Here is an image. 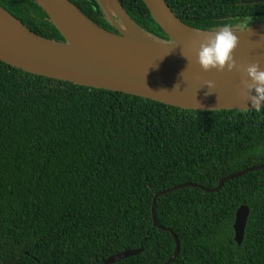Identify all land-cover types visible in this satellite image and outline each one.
Listing matches in <instances>:
<instances>
[{
	"label": "trees",
	"instance_id": "obj_1",
	"mask_svg": "<svg viewBox=\"0 0 264 264\" xmlns=\"http://www.w3.org/2000/svg\"><path fill=\"white\" fill-rule=\"evenodd\" d=\"M117 32L98 0H70ZM185 24L264 23V0H166ZM145 32L169 37L141 0ZM31 31L64 38L35 0H0ZM264 110L196 111L33 75L0 61V264H264ZM250 209L242 245L238 209Z\"/></svg>",
	"mask_w": 264,
	"mask_h": 264
},
{
	"label": "water",
	"instance_id": "obj_2",
	"mask_svg": "<svg viewBox=\"0 0 264 264\" xmlns=\"http://www.w3.org/2000/svg\"><path fill=\"white\" fill-rule=\"evenodd\" d=\"M64 38V42L45 38L31 31L0 5V61L27 73L79 86L105 89L139 96L168 106L196 111H249L244 81L246 69L258 63L264 70V24H251L237 33L234 50L236 68L232 71H204L197 62L199 42L212 31L193 28L175 14L166 0H141L169 40L142 30L125 11L121 0H98L116 29L111 32L87 17L70 0H35ZM212 81L214 88L208 86ZM264 169V164L223 178L216 188L181 184L158 193L153 203L155 226L157 199L187 187L207 193L221 190L228 181ZM250 216L241 206L235 218V242L242 245ZM166 264L179 255L180 244ZM143 248L127 250L105 261L115 264L137 256Z\"/></svg>",
	"mask_w": 264,
	"mask_h": 264
},
{
	"label": "clouds",
	"instance_id": "obj_3",
	"mask_svg": "<svg viewBox=\"0 0 264 264\" xmlns=\"http://www.w3.org/2000/svg\"><path fill=\"white\" fill-rule=\"evenodd\" d=\"M239 31L234 30L231 24H221L212 30L211 34L199 42L196 53L197 62L204 71H232L236 68L234 50L239 45L237 33L248 31L245 24L239 25ZM247 79L244 81L246 102L250 103L251 110L261 113L264 110V70L258 63L251 64L246 69ZM208 86L214 88L212 81Z\"/></svg>",
	"mask_w": 264,
	"mask_h": 264
},
{
	"label": "rangeland",
	"instance_id": "obj_4",
	"mask_svg": "<svg viewBox=\"0 0 264 264\" xmlns=\"http://www.w3.org/2000/svg\"><path fill=\"white\" fill-rule=\"evenodd\" d=\"M261 24H264V23H261ZM258 25H260V24H258Z\"/></svg>",
	"mask_w": 264,
	"mask_h": 264
},
{
	"label": "bare ground",
	"instance_id": "obj_5",
	"mask_svg": "<svg viewBox=\"0 0 264 264\" xmlns=\"http://www.w3.org/2000/svg\"><path fill=\"white\" fill-rule=\"evenodd\" d=\"M103 1H105V0H103Z\"/></svg>",
	"mask_w": 264,
	"mask_h": 264
},
{
	"label": "flooded vegetation",
	"instance_id": "obj_6",
	"mask_svg": "<svg viewBox=\"0 0 264 264\" xmlns=\"http://www.w3.org/2000/svg\"><path fill=\"white\" fill-rule=\"evenodd\" d=\"M251 25V24H250Z\"/></svg>",
	"mask_w": 264,
	"mask_h": 264
}]
</instances>
